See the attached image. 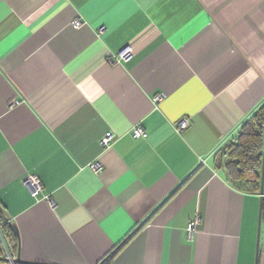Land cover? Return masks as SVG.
<instances>
[{"label": "crops", "instance_id": "1", "mask_svg": "<svg viewBox=\"0 0 264 264\" xmlns=\"http://www.w3.org/2000/svg\"><path fill=\"white\" fill-rule=\"evenodd\" d=\"M262 107L264 0H0V238L45 264H264V195L221 154Z\"/></svg>", "mask_w": 264, "mask_h": 264}, {"label": "trees", "instance_id": "2", "mask_svg": "<svg viewBox=\"0 0 264 264\" xmlns=\"http://www.w3.org/2000/svg\"><path fill=\"white\" fill-rule=\"evenodd\" d=\"M263 148L264 107L246 121L237 136L221 150V154L227 156L226 168L230 180L235 186L248 193H260ZM7 231V235L3 234L2 237L11 251V244L14 249L16 248L18 232L13 228L12 223ZM3 253L0 241V258H4Z\"/></svg>", "mask_w": 264, "mask_h": 264}, {"label": "built area", "instance_id": "3", "mask_svg": "<svg viewBox=\"0 0 264 264\" xmlns=\"http://www.w3.org/2000/svg\"><path fill=\"white\" fill-rule=\"evenodd\" d=\"M76 25L79 24V20L76 21L75 23ZM101 32H103V29L101 28ZM131 56V47H126L125 49L121 50L119 53H117L116 55V59L120 60V59H128ZM162 96L158 95L156 97V100H161ZM189 126V120L188 119H183L178 123V130L182 131L184 129H186ZM132 135L136 138L138 137H147V132L145 131V129L141 126V125H136L133 129H132ZM115 137V133L113 131H108L106 132L102 137H101V144L102 145H108L113 138ZM101 165L96 163L92 165V168L94 170H98L100 169ZM26 185L31 189V193L33 196H38L40 195L43 190V184L41 182V180L37 177V176H29L26 178ZM197 224V220L192 221L189 224L188 227V237L191 239V237L193 236V233L195 231V226ZM1 241V246L5 252L6 257L8 258V260L11 261L12 264L14 263V257L10 254L7 243L5 241V239L3 237L0 238Z\"/></svg>", "mask_w": 264, "mask_h": 264}, {"label": "water", "instance_id": "4", "mask_svg": "<svg viewBox=\"0 0 264 264\" xmlns=\"http://www.w3.org/2000/svg\"><path fill=\"white\" fill-rule=\"evenodd\" d=\"M264 195V148H263V164H262V175H261V189H260V198L263 200ZM4 214H7L4 209H2ZM13 228L17 231L16 225L13 224ZM0 260H5L4 258H0ZM14 263L16 264H45V263H38V262H30L25 261L20 258V256L14 258Z\"/></svg>", "mask_w": 264, "mask_h": 264}]
</instances>
